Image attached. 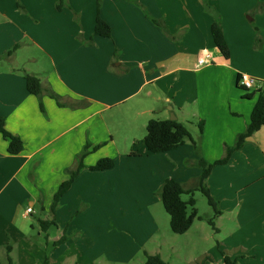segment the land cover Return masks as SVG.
Listing matches in <instances>:
<instances>
[{
  "label": "crops",
  "instance_id": "crops-1",
  "mask_svg": "<svg viewBox=\"0 0 264 264\" xmlns=\"http://www.w3.org/2000/svg\"><path fill=\"white\" fill-rule=\"evenodd\" d=\"M208 1L230 58L214 42L204 0H0V116L24 143L11 155L0 134L3 264H146V253L169 264L171 256L224 264L222 252L264 264V126L206 180L222 212L214 236L196 221L172 236L160 199L169 178L197 184L200 155L223 159L264 95V0ZM98 17L110 38L94 34ZM205 52L210 63L199 66ZM26 75L41 80V96L28 91ZM242 76L255 88H242ZM170 116L193 139L150 153L142 130ZM85 151V168L53 210ZM106 158L111 170L91 169ZM41 220L55 225L43 231Z\"/></svg>",
  "mask_w": 264,
  "mask_h": 264
},
{
  "label": "trees",
  "instance_id": "trees-1",
  "mask_svg": "<svg viewBox=\"0 0 264 264\" xmlns=\"http://www.w3.org/2000/svg\"><path fill=\"white\" fill-rule=\"evenodd\" d=\"M65 0H59L60 3ZM98 7L103 0H96ZM18 7H20L19 1L17 2ZM205 10L212 14L215 17V22L212 26V35L216 46L222 52L226 58H230V50L227 45V42L224 37L222 25L220 22V14L209 4L208 0H204ZM155 24L163 26V22L154 20ZM95 35L110 38L111 37V28L107 23H105L100 17L97 18L95 26ZM18 46H15L12 50L5 54V57L12 56L13 52ZM27 89L28 91L35 96H41L43 93V86L41 80L33 75H26ZM240 80V78H239ZM243 88V87H242ZM264 126V95H261L258 99V102L253 110L251 123L247 127L246 131L238 136L237 141L234 146L228 147L226 150V155L223 159L216 161L215 163H209L206 161L199 152L200 155L199 167L201 169V175L197 181V184L191 188H185V186L172 178L167 179L160 190V199L165 208V211L170 216V227L171 231L176 235H183L190 230L193 223L199 219L198 210L196 209L195 193L202 192L207 198L209 205L214 209V219L222 214L218 202L211 195L210 190L207 187L206 180L211 175L214 167L216 165H223L228 163L231 156L235 151L240 150L246 144V141L249 137L255 134ZM200 131L203 132L204 124H199ZM0 134L9 141L8 152L11 155H18L24 150L23 141L13 134L9 133L6 129V120L4 117L0 116ZM188 139L192 140V136L186 127L181 122L172 121V120H158L152 119L148 122L147 125V135L143 139V144L146 146L148 151L152 154L166 153L169 152L181 145H183ZM80 160V165L76 172H73L70 178L62 183L55 194L52 209L55 210L59 205L62 197L72 186L75 177L78 173L84 169L82 159ZM115 165V162L110 159L100 160L96 166L92 167V170H111ZM189 196V200H183V196ZM214 219L208 220L211 226L214 225ZM40 225L43 231H48L50 227L55 225L54 221H40ZM67 240L66 237H63L61 240L55 242V246L62 245ZM12 247L8 246V254L11 252ZM224 256V264H238L237 260H232L225 252H222ZM0 264H3L0 260ZM8 264H14L9 257ZM43 264H48V259H45ZM146 264H169L165 262L159 255H149L146 253Z\"/></svg>",
  "mask_w": 264,
  "mask_h": 264
},
{
  "label": "rangeland",
  "instance_id": "rangeland-1",
  "mask_svg": "<svg viewBox=\"0 0 264 264\" xmlns=\"http://www.w3.org/2000/svg\"><path fill=\"white\" fill-rule=\"evenodd\" d=\"M174 116H175V114H174ZM170 118H172V116H170ZM140 135H145L146 136L147 135V128H146L145 132L142 130V134H140ZM183 198L185 200H189V196H187V195L183 196ZM195 201H196V209L198 210V214H199V217H200L199 219L196 220V222H198L196 224H200L199 226H202V224H204L203 225L204 228H206L208 230L209 234H213V236H214L215 235L214 230H213L214 227L211 226L209 224V222H207V217H209V215L213 216L210 219H214V209L209 205L207 198L204 196V194L202 192H196L195 193ZM169 220H170V218H169ZM202 220H204L203 223H201ZM169 232H170V234H172V236H176V234H174L171 231L170 225H169ZM178 242L179 241H177V242L176 241H171V243L173 245L178 244ZM170 259H171V263L172 264H178V261H177L176 257H174V256L172 257L171 256ZM135 264H139V262L137 261Z\"/></svg>",
  "mask_w": 264,
  "mask_h": 264
},
{
  "label": "built area",
  "instance_id": "built-area-1",
  "mask_svg": "<svg viewBox=\"0 0 264 264\" xmlns=\"http://www.w3.org/2000/svg\"><path fill=\"white\" fill-rule=\"evenodd\" d=\"M210 58H211L210 54L205 52L203 56L199 58L198 65L202 66V65L209 64ZM239 84L241 87L245 88L246 90H251L255 88L257 84V80L252 77L242 76L239 80ZM31 212H32V208H28L27 213L30 214Z\"/></svg>",
  "mask_w": 264,
  "mask_h": 264
},
{
  "label": "water",
  "instance_id": "water-1",
  "mask_svg": "<svg viewBox=\"0 0 264 264\" xmlns=\"http://www.w3.org/2000/svg\"><path fill=\"white\" fill-rule=\"evenodd\" d=\"M170 120H172V121H176V118H175V117H172Z\"/></svg>",
  "mask_w": 264,
  "mask_h": 264
}]
</instances>
